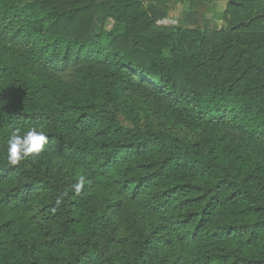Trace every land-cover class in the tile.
Wrapping results in <instances>:
<instances>
[{
	"label": "trees",
	"instance_id": "obj_1",
	"mask_svg": "<svg viewBox=\"0 0 264 264\" xmlns=\"http://www.w3.org/2000/svg\"><path fill=\"white\" fill-rule=\"evenodd\" d=\"M259 19L233 77L180 55L145 0H0V264H264ZM125 91L204 137L124 125L107 101ZM32 127L44 150L8 165V137Z\"/></svg>",
	"mask_w": 264,
	"mask_h": 264
},
{
	"label": "rangeland",
	"instance_id": "obj_2",
	"mask_svg": "<svg viewBox=\"0 0 264 264\" xmlns=\"http://www.w3.org/2000/svg\"><path fill=\"white\" fill-rule=\"evenodd\" d=\"M145 5L165 11L164 17H155L157 21L168 24L165 27L179 28V33L183 36L180 55L188 57L204 51L207 59L205 66L210 72L218 71L223 65L222 71L232 73L233 77L238 76V71H242L245 66L243 61L240 65L235 62L238 46H243L250 35L258 37L262 34L263 28L259 23L263 20L252 22L264 13V1L239 8L230 4L229 0H145ZM116 25L113 18L103 21L102 16H97L94 31H111ZM221 57L224 59L219 60ZM256 61L264 66V55ZM256 71L259 72V69ZM107 104L118 107V115L124 125L145 130L162 129L191 141L204 137L200 129L184 123L181 118H165L156 108L153 97L144 96L137 91L119 92V96L114 95V99L108 100ZM16 225L19 229L20 224ZM28 237L32 239L29 234Z\"/></svg>",
	"mask_w": 264,
	"mask_h": 264
},
{
	"label": "clouds",
	"instance_id": "obj_3",
	"mask_svg": "<svg viewBox=\"0 0 264 264\" xmlns=\"http://www.w3.org/2000/svg\"><path fill=\"white\" fill-rule=\"evenodd\" d=\"M48 136L43 130H38L35 127L29 128L21 134V129L17 128L12 131L6 142V159L10 166H17L23 160L40 154L46 143ZM85 185V178L81 176L79 181L74 185L76 193H80ZM66 193L56 198V206L59 207L63 203V196ZM56 209L53 208V212Z\"/></svg>",
	"mask_w": 264,
	"mask_h": 264
},
{
	"label": "water",
	"instance_id": "obj_4",
	"mask_svg": "<svg viewBox=\"0 0 264 264\" xmlns=\"http://www.w3.org/2000/svg\"><path fill=\"white\" fill-rule=\"evenodd\" d=\"M153 12H154V15L156 18H161V17L165 16V11H163V10L154 8Z\"/></svg>",
	"mask_w": 264,
	"mask_h": 264
},
{
	"label": "crops",
	"instance_id": "obj_5",
	"mask_svg": "<svg viewBox=\"0 0 264 264\" xmlns=\"http://www.w3.org/2000/svg\"><path fill=\"white\" fill-rule=\"evenodd\" d=\"M155 24L158 25V26H163L161 24H164V26H167L168 25V24H165V22L162 23L161 21H156Z\"/></svg>",
	"mask_w": 264,
	"mask_h": 264
}]
</instances>
